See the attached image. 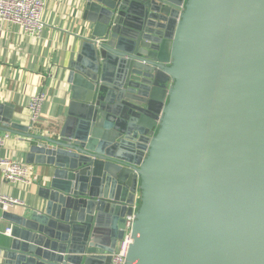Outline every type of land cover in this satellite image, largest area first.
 <instances>
[{
    "label": "water",
    "instance_id": "1",
    "mask_svg": "<svg viewBox=\"0 0 264 264\" xmlns=\"http://www.w3.org/2000/svg\"><path fill=\"white\" fill-rule=\"evenodd\" d=\"M78 20L61 123L0 103L36 178L4 264H111L132 214L125 264H264V0H84Z\"/></svg>",
    "mask_w": 264,
    "mask_h": 264
},
{
    "label": "crops",
    "instance_id": "2",
    "mask_svg": "<svg viewBox=\"0 0 264 264\" xmlns=\"http://www.w3.org/2000/svg\"><path fill=\"white\" fill-rule=\"evenodd\" d=\"M84 0H48L44 12V31L39 37L24 35L19 26L6 22L0 27V103L12 105V122L30 125L29 102L32 96L43 91L48 99L43 104L38 127L44 131L61 123L64 100L59 88L65 83L61 79L59 66L65 65L72 55L74 34L78 32L81 6ZM52 72V75H48ZM55 72L57 77H55ZM7 112V109L4 110ZM1 124V123H0ZM10 138L0 148V156L26 162L25 151L30 142L19 134L9 131ZM41 168H37L40 174ZM35 172V171H34ZM11 184L0 171V196L20 200L24 206L35 202L34 186ZM23 206V207H24ZM22 209L21 205L9 206L0 202V264H4L3 248L6 246L11 227L4 219V210Z\"/></svg>",
    "mask_w": 264,
    "mask_h": 264
},
{
    "label": "built area",
    "instance_id": "3",
    "mask_svg": "<svg viewBox=\"0 0 264 264\" xmlns=\"http://www.w3.org/2000/svg\"><path fill=\"white\" fill-rule=\"evenodd\" d=\"M47 2L48 0H0V27L1 24L9 22L19 26L24 35L39 37L46 26L43 17ZM52 74V72L48 73V75ZM47 99V93L43 91L31 97L29 109L32 123L36 124L39 121L42 106ZM9 138V133H0V148L6 145ZM0 171L3 178L11 184L29 186L36 180L27 164L19 159L0 156ZM0 202L9 206L23 204L20 200L7 196H0ZM133 221L134 214L126 217L124 235L117 244L111 264H125L126 256L133 242ZM10 232L11 229L7 228L6 234H10Z\"/></svg>",
    "mask_w": 264,
    "mask_h": 264
}]
</instances>
